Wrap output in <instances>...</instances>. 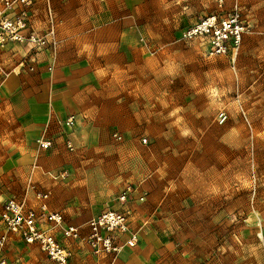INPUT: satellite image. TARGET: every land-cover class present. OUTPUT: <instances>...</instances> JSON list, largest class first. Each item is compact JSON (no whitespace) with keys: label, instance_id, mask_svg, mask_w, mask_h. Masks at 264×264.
I'll return each instance as SVG.
<instances>
[{"label":"rangeland","instance_id":"374dc122","mask_svg":"<svg viewBox=\"0 0 264 264\" xmlns=\"http://www.w3.org/2000/svg\"><path fill=\"white\" fill-rule=\"evenodd\" d=\"M235 13L244 31L227 54L209 56L205 42L183 36L205 17ZM104 23L105 36L129 38L104 60V77L89 79L102 122L80 127L70 114L50 132L44 120L67 109L51 107L53 73L33 70L38 59L17 73L15 54L0 57V235L3 205L16 199L61 215L43 228L72 264H264V0H104ZM59 78L68 85L76 75L63 68ZM78 119L74 144L67 129ZM107 211L125 213L128 231L99 232L110 250L98 253L90 222ZM70 226L78 238L65 235ZM75 247L85 253L78 262ZM3 257L57 264L13 233Z\"/></svg>","mask_w":264,"mask_h":264},{"label":"crops","instance_id":"0c3cea01","mask_svg":"<svg viewBox=\"0 0 264 264\" xmlns=\"http://www.w3.org/2000/svg\"><path fill=\"white\" fill-rule=\"evenodd\" d=\"M29 18L32 29L41 34L47 33L53 24L56 48L36 52L26 44L10 43L4 49L0 48V57L3 53L5 57L15 54L19 61L15 69L18 70L17 73L29 59H38L36 65L32 66L33 70L53 73L55 85L52 91L51 107L53 110L67 109L64 116L54 113V116L44 120L46 125L52 123L50 132H54L57 120H63L70 114L80 117V127L86 122V117L97 116L98 119L94 118V120L102 122L104 100L92 95L93 87L89 79L94 75L98 76L97 80L104 77V60L109 59L110 55L114 59L117 55L116 44L125 45L126 38H129L117 37L115 33L111 37L104 35L108 29L104 25V0H36L29 9ZM137 24L140 25L139 20ZM124 52H128V47L122 48L119 57L123 58ZM64 59H70V61L63 67ZM51 66L52 70L49 71L48 68ZM63 68L74 70L76 75V79L70 81L68 85L59 78ZM13 82L14 79L9 82L7 89L11 88ZM101 82H104V78ZM80 122L78 119L73 130L66 128L67 132L72 133L67 140L73 141L74 144H77ZM78 250L77 247L73 249L76 262L80 261L85 254ZM101 261L104 264V259Z\"/></svg>","mask_w":264,"mask_h":264},{"label":"built area","instance_id":"2783aa9c","mask_svg":"<svg viewBox=\"0 0 264 264\" xmlns=\"http://www.w3.org/2000/svg\"><path fill=\"white\" fill-rule=\"evenodd\" d=\"M35 0H0V48H5L10 43L26 44L36 52L45 49H55V30L51 27L47 33L39 34L30 28L29 9ZM219 1V6L222 0ZM231 19L221 20L217 16L205 17L191 26L184 34V38L200 39L206 43L209 56L224 55L229 52L230 45H238L244 27L239 23V14L231 15ZM32 69V68H31ZM52 70V66L48 68ZM223 116L221 121H225ZM75 117H70L66 126L72 127ZM42 148H48L50 142L40 143ZM68 147L72 150L69 143ZM133 192L132 187L128 186L120 196V201L125 202ZM46 195H38L44 199ZM140 201L145 200V196L139 197ZM43 201V200H42ZM2 220L6 227V233L0 235V264H9L3 257V250L8 240V234H18L27 243H38L42 250L57 264H72L71 253L56 242L53 236L45 232L44 225L53 224L59 226L62 221L61 215L47 211V206L41 204L39 214L26 207L25 201L9 199L3 205ZM91 234L87 241L96 250L104 251V243L109 249V239H104L99 232L108 236H113L117 232L128 231V217L123 212L108 211L99 218L90 222ZM118 228V231L113 232ZM67 237L78 238L77 227H67L65 230ZM137 234L131 233L127 240V245L135 246ZM105 241V242H104Z\"/></svg>","mask_w":264,"mask_h":264},{"label":"bare ground","instance_id":"6f19581e","mask_svg":"<svg viewBox=\"0 0 264 264\" xmlns=\"http://www.w3.org/2000/svg\"><path fill=\"white\" fill-rule=\"evenodd\" d=\"M108 212V211H107ZM115 212H120V211H115ZM121 213V212H120ZM116 231H118V228L116 229Z\"/></svg>","mask_w":264,"mask_h":264}]
</instances>
